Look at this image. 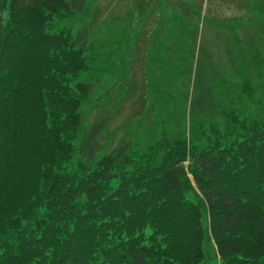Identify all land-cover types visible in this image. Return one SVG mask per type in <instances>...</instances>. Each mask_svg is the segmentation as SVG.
I'll use <instances>...</instances> for the list:
<instances>
[{
    "label": "trees",
    "instance_id": "trees-1",
    "mask_svg": "<svg viewBox=\"0 0 264 264\" xmlns=\"http://www.w3.org/2000/svg\"><path fill=\"white\" fill-rule=\"evenodd\" d=\"M84 5L0 0V264H201L203 241L264 264V120L100 156L108 92L86 103L88 42L52 25Z\"/></svg>",
    "mask_w": 264,
    "mask_h": 264
},
{
    "label": "rangeland",
    "instance_id": "rangeland-1",
    "mask_svg": "<svg viewBox=\"0 0 264 264\" xmlns=\"http://www.w3.org/2000/svg\"><path fill=\"white\" fill-rule=\"evenodd\" d=\"M52 25L88 42L86 103L108 92L93 109L106 122L100 156L184 138L204 148L229 114L264 120V0H85ZM201 249V264H217Z\"/></svg>",
    "mask_w": 264,
    "mask_h": 264
}]
</instances>
